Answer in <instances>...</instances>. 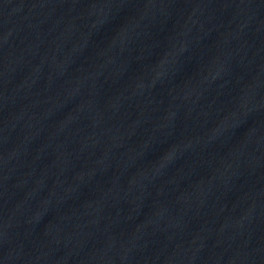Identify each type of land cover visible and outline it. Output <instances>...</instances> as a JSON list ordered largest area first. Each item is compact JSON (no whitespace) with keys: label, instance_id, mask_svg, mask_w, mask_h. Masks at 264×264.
<instances>
[{"label":"water","instance_id":"1","mask_svg":"<svg viewBox=\"0 0 264 264\" xmlns=\"http://www.w3.org/2000/svg\"><path fill=\"white\" fill-rule=\"evenodd\" d=\"M0 264H219L0 61Z\"/></svg>","mask_w":264,"mask_h":264}]
</instances>
